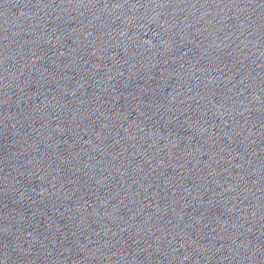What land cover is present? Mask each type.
I'll return each mask as SVG.
<instances>
[{
  "label": "water",
  "instance_id": "95a60500",
  "mask_svg": "<svg viewBox=\"0 0 264 264\" xmlns=\"http://www.w3.org/2000/svg\"><path fill=\"white\" fill-rule=\"evenodd\" d=\"M264 44V0H203Z\"/></svg>",
  "mask_w": 264,
  "mask_h": 264
}]
</instances>
